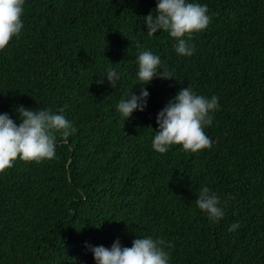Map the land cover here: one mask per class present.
Instances as JSON below:
<instances>
[{
  "label": "trees",
  "instance_id": "1",
  "mask_svg": "<svg viewBox=\"0 0 264 264\" xmlns=\"http://www.w3.org/2000/svg\"><path fill=\"white\" fill-rule=\"evenodd\" d=\"M199 2L212 19L183 57L167 33L145 32L156 0H26L22 33L0 50V112L63 110L76 130L56 134L54 158L0 172V264H95L86 241L130 247L136 235L168 241L171 264H264V0ZM138 44L175 79H153L147 108L123 122ZM110 65L124 73L116 89L97 83ZM188 85L220 98L212 146L160 154L157 113ZM202 185L226 201L218 223L195 204Z\"/></svg>",
  "mask_w": 264,
  "mask_h": 264
},
{
  "label": "clouds",
  "instance_id": "2",
  "mask_svg": "<svg viewBox=\"0 0 264 264\" xmlns=\"http://www.w3.org/2000/svg\"><path fill=\"white\" fill-rule=\"evenodd\" d=\"M26 0H0V50L7 47L13 38H18L24 28L22 19ZM148 36L167 33L173 38L177 55L191 57L195 52L194 34L207 28L211 15L207 4L199 0H156V8L143 17ZM136 56V79L141 85L137 93L126 90L116 103L120 118L128 120L135 111L143 112L148 105L150 92L146 87L153 79L173 80L174 74L161 60L160 55L138 44ZM124 73L111 65L99 75L97 83L105 79L113 89L119 87ZM218 95L199 94L188 85L179 89L157 113L153 131L152 148L165 154L173 145L185 152L196 153L210 148L212 139L205 132L211 126L214 113L220 109ZM9 112H0V172L12 167L17 159L41 162L56 155L57 133L69 137L76 129L63 110L51 108L32 109L23 104ZM195 204L210 222L218 223L225 215L220 195L208 185H202ZM240 227L239 222L229 226V231ZM85 247L93 255L95 264H171V244L162 237L137 236L131 246H125L119 238L111 247L92 245Z\"/></svg>",
  "mask_w": 264,
  "mask_h": 264
}]
</instances>
